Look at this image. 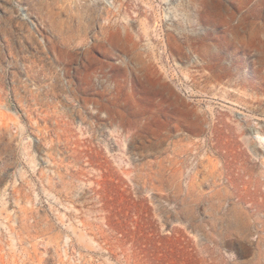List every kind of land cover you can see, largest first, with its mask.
<instances>
[{
    "label": "rangeland",
    "instance_id": "374dc122",
    "mask_svg": "<svg viewBox=\"0 0 264 264\" xmlns=\"http://www.w3.org/2000/svg\"><path fill=\"white\" fill-rule=\"evenodd\" d=\"M21 1L0 264H264V0Z\"/></svg>",
    "mask_w": 264,
    "mask_h": 264
},
{
    "label": "built area",
    "instance_id": "2783aa9c",
    "mask_svg": "<svg viewBox=\"0 0 264 264\" xmlns=\"http://www.w3.org/2000/svg\"><path fill=\"white\" fill-rule=\"evenodd\" d=\"M17 9L16 17L27 23H34L31 14L21 0H13ZM6 0H0V110L21 117L18 96H30L26 87L35 86L38 83L37 71L44 67L41 58L51 59L47 46L46 37L38 30H33L40 40L39 45L43 52H39L36 46L28 54L32 59L25 60L26 49L13 47L6 42ZM37 49V50H35ZM24 55L20 58L21 54ZM36 53L39 57H36Z\"/></svg>",
    "mask_w": 264,
    "mask_h": 264
}]
</instances>
